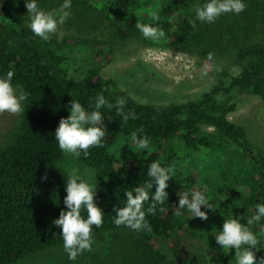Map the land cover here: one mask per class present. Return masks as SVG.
Listing matches in <instances>:
<instances>
[{
  "label": "trees",
  "instance_id": "1",
  "mask_svg": "<svg viewBox=\"0 0 264 264\" xmlns=\"http://www.w3.org/2000/svg\"><path fill=\"white\" fill-rule=\"evenodd\" d=\"M101 1V11L118 38L143 36L135 27L140 22L163 28L170 47L213 50L220 44L215 24L196 18V7L208 0ZM243 2L246 9L241 19H257L264 12V0ZM149 9L158 12L159 21L150 18ZM27 15L25 0H0V77L13 71V86L20 95L27 94L21 101L23 111L0 143V264H17L32 253L63 245L62 229L53 221L66 210L68 174L57 168L65 154L55 140V130L61 118L70 115L72 99L91 112L97 94L113 104L125 97L124 111H134L138 119L130 117L124 124L115 109H101L106 132L103 147L90 148L87 157L81 153L79 158L106 178L103 187H96L95 203L104 212V223L93 228L94 239L105 231H133L114 224V210L126 204L127 190L151 180L147 172L153 161L167 168L189 158L196 168L181 182L168 181V199L155 215L147 216L152 231H133L138 234L134 247L147 264H191L180 248L181 235L188 232L204 243L198 249L204 264H236L235 249L225 252L215 236L226 219L246 223L255 214L264 196V148L251 143L244 126L231 121L228 114L238 108L237 91L257 96L264 109V42H247L238 48L241 70L237 74L221 71L217 81L194 99L159 105L137 100L115 79L103 76L101 61L77 76V64H70L77 59L54 37L43 41L35 36L28 28ZM141 128L139 134L147 135L155 150L136 162L118 160L110 149L119 135L131 138ZM165 150L169 155L164 159ZM205 187L217 209L213 212L202 206L208 220L192 218L186 209L176 216L178 194ZM155 189L154 184L153 194ZM149 204L145 203V209ZM82 215L86 217V210ZM250 227L259 240L258 249H252L259 259L264 257V217Z\"/></svg>",
  "mask_w": 264,
  "mask_h": 264
},
{
  "label": "rangeland",
  "instance_id": "2",
  "mask_svg": "<svg viewBox=\"0 0 264 264\" xmlns=\"http://www.w3.org/2000/svg\"><path fill=\"white\" fill-rule=\"evenodd\" d=\"M63 2L37 0L45 11L59 8ZM101 2L72 0L70 18L52 37L63 42L64 51L77 59L70 63L77 64V76L101 61L102 75L115 79L121 88L141 102L165 105L194 99L217 81L221 71L237 74L241 70L236 60L240 46L252 41L264 42V12L257 19H241L242 12L220 16L213 24L221 40L213 50L201 47L174 48L168 46L164 38L157 43L141 35L118 38L114 26L101 11ZM26 20L29 24L28 15ZM97 51L99 55L96 56ZM209 52L214 54L212 60L208 59ZM206 65L207 75H204ZM16 93L20 95L18 89ZM236 100L238 108L228 114L229 119L244 126L251 143L264 148V109L261 100L240 91L236 92ZM17 116L8 112L0 113V143ZM155 148V145H150L149 149H138L130 137L121 134L110 152L118 160L136 162ZM165 153L164 159L169 155L167 151ZM171 167L175 169L172 178L181 182L196 168V162L189 158L180 159ZM57 168L64 174L78 168L95 187H103L106 183V178L96 168L71 155L65 154ZM137 238V233L126 229L105 231L101 238L94 239L91 252H84L75 260H70L63 245H59L32 253L17 264H147L134 247ZM162 244L164 241L158 244L159 248ZM203 245L199 238L188 232L181 235L180 248L185 253L184 258L191 264H204L199 254L202 251L198 250Z\"/></svg>",
  "mask_w": 264,
  "mask_h": 264
},
{
  "label": "clouds",
  "instance_id": "3",
  "mask_svg": "<svg viewBox=\"0 0 264 264\" xmlns=\"http://www.w3.org/2000/svg\"><path fill=\"white\" fill-rule=\"evenodd\" d=\"M25 5L30 18L28 28L43 41L50 40L71 16L69 9L72 6V0H64L59 8L48 11L43 10L37 0H25ZM245 9L246 4L243 0H208L202 6L196 7L195 13L199 21L211 24L226 13L240 14ZM148 15L154 21L160 20L155 10L149 9ZM135 27L145 39L153 42L158 43L166 36L163 28L159 26L136 22ZM207 55L209 60L213 59V53L209 52ZM207 68L206 65L204 75H207ZM14 75L13 71H8L5 77H0V113L18 114L23 111L21 101L27 98V94L17 95L12 83ZM126 103V98L123 96L117 98L113 104L103 94H97L95 110L88 112L78 100L72 99L69 105L70 115L61 118L55 130V140L58 142L59 149L64 154L79 159L81 153L87 157L90 148L103 147L106 132L102 127L104 115L101 109L109 111L115 109L116 115L126 124L130 117L134 120L138 119L134 111H124ZM141 132H143L142 128L133 131L131 140L136 148L149 149L150 138L147 135L141 136L139 134ZM174 172V167H162L159 161H153L147 172L151 180L126 191V204L114 210V224L136 232H151L152 226L147 216L155 215L158 206L164 205L168 199L169 193L166 189L169 187L168 181L174 177ZM44 179H47V174ZM154 184L156 189L153 194ZM66 193L64 198L66 210L61 211L53 223L62 229L63 247L68 258L75 260L84 252L93 250L92 245L95 242L93 228L103 226L104 212L95 203L96 187L80 173L78 168H73L68 172ZM178 195L179 205L175 213L178 217L184 214L181 210L186 209L192 218L206 221L209 218L208 212L202 211V206L213 212L217 210L210 202L206 187L203 191L193 190L190 194L185 191ZM260 200L261 202L256 204L255 214L247 217L246 223H241L236 218L226 219L222 230L215 236L216 243L225 252L235 249L236 264H264V257L258 259L256 253L252 251V249H258L259 240L250 227L264 217V196H261ZM149 201L150 204L145 209V203ZM85 210L86 217L82 215ZM159 211L163 213L165 208L159 207Z\"/></svg>",
  "mask_w": 264,
  "mask_h": 264
}]
</instances>
